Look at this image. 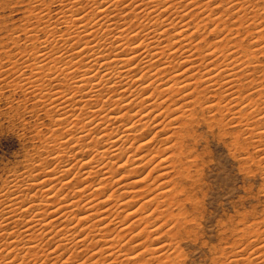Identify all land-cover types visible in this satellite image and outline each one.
<instances>
[{"label": "bare ground", "instance_id": "obj_1", "mask_svg": "<svg viewBox=\"0 0 264 264\" xmlns=\"http://www.w3.org/2000/svg\"><path fill=\"white\" fill-rule=\"evenodd\" d=\"M214 1L32 0L42 7L33 18L44 24L42 42L51 47L45 46L40 53L22 48L19 55L27 57L26 65L16 59L7 66L0 62V100L8 85L7 75L19 73L23 91L35 93L34 104L50 113L54 125L69 128L64 133L61 128L62 133L52 130V143L43 144L41 153L37 150L40 160H33L24 174L12 175L1 186L0 264H17L26 255L34 261L51 259V264L66 256L62 264H74L72 259L80 253L85 256L76 264H170L178 256L171 240L193 230L187 200L201 181V127L219 139L229 136L231 152L243 164L250 160L245 134L259 142L264 152V110L261 96L253 97L264 95L263 87L257 88L262 76L256 80L253 75L264 68L258 56L264 54V5L260 3L264 0ZM56 2L63 11L61 19L56 16L69 29L61 35L48 21L53 11L49 5ZM69 5L71 13L67 14L63 9ZM45 10L48 16L43 15ZM111 11L123 14L125 22L115 21ZM234 13L239 18L228 24L226 17ZM203 28L207 33L210 28L237 37L232 41L227 34L223 42L210 43L215 39L209 38V42H197ZM26 32L27 40L39 42ZM13 42L17 45L18 39ZM238 88L257 93L246 97ZM233 107L237 108L232 112V129H227L225 115ZM57 109L63 113L60 118L51 114ZM251 109L255 115L246 111ZM251 119L260 123L259 129ZM150 163L154 167L146 171ZM153 170L155 176H151ZM94 176L98 182L92 180ZM112 184L122 189L96 195ZM179 187L183 190L178 191ZM137 200L136 206L122 214L123 207ZM129 216L132 219L125 222ZM165 225L169 226L164 232ZM134 226L126 238L123 233ZM260 226L264 228V219L247 229L249 237L243 235L240 245L221 250L230 258L226 264H264V229ZM43 243L48 247L46 253Z\"/></svg>", "mask_w": 264, "mask_h": 264}, {"label": "rangeland", "instance_id": "obj_2", "mask_svg": "<svg viewBox=\"0 0 264 264\" xmlns=\"http://www.w3.org/2000/svg\"><path fill=\"white\" fill-rule=\"evenodd\" d=\"M218 1H220V0H216V1H214V3L217 2V4H218L219 3ZM228 1L229 0H227L226 2H228ZM260 3H262L261 5H264V1H261ZM58 5L60 6V4H58L57 2L56 3H50V5H49L50 10L49 11H51V9L53 11L51 12V14L49 16L47 15L49 13L48 10H45V12L42 11L41 13L43 14V12H44L43 15L46 14L48 16V18H50V19H48L49 23L52 24L50 26L51 27L54 26L53 28L58 31L57 35H59V34L61 35L62 33L65 34L66 30H69V29H68V26L66 25V23H64L62 20H60L62 14H63V11L60 10L61 7L59 9ZM70 5L66 6L63 9L66 11L67 14L71 13L69 8L72 6H70ZM79 5L81 6V4H79ZM225 5H227V4H225ZM37 6L39 7V4L32 2V0H27V1L26 0H0V58H1L0 62L3 64H6V66H7L8 62L13 61L14 59H16V61L18 63L20 62L19 64L22 63L21 66L27 64V63H25L27 61V59H26L27 57L26 56L22 57L21 55H19L22 48L23 49L26 48L25 50H29V51H35V50L39 49V53H40L41 51H44L43 49L45 48V46L48 47V50L51 47V46L49 47V44L47 46L46 43L42 42L45 39V35H46V29L44 30V28H45L44 24L39 25L38 22L36 21V19L33 18L36 13L38 14L40 9L42 10V7H40V9H39ZM43 7H44V5H43ZM87 8H89V7H87ZM131 9L132 8H130L129 10H131ZM88 10L89 9H87V12H88ZM56 12H58V13H56ZM261 12L264 14L263 11H261ZM234 14L230 19L228 17H226L229 20L228 24H232L233 22H235L239 18V17H237L236 14L235 15ZM51 15H52V17H51ZM56 15H58V18H60V19H58ZM109 15L112 16L113 18L116 17V19H114L115 21H117L118 19L122 21V19H123L121 17L123 14L120 15V13H118V11H111V13ZM28 16L30 18L32 17L31 20ZM234 17H236V19ZM188 19H190V18H188ZM119 20H118V22L121 23ZM245 20L248 21V18H245ZM56 21H62V22H59L60 23L59 24ZM55 22H56V24H55ZM124 22L125 21L123 20L121 24H123ZM27 24H29V25H27ZM127 24L129 25V23H127ZM28 26H30V27H28ZM66 26H67V28H66ZM179 26H177L176 28H178ZM125 27H126V24H125ZM63 28L65 29L64 31H62ZM221 28H223V27H221ZM28 30H29V32H31L32 35H34L35 37H37L39 39L38 43H35V42L33 43L32 41L26 39V36L28 35L26 31H28ZM215 30H216V32H214V29L210 30V28H209L208 33H207V29L200 31L199 34H200V36L202 35V37L201 38L199 37L198 40L196 39L197 42H200V41L201 42H203V41L209 42L208 38H209V40L215 39L214 41L210 40V43L220 42V39L222 40L221 42H223V39H224L223 37L227 34L231 36L229 38H231L232 41L237 37V35L234 33L232 35V34H229L228 32H226L223 35V31H219L217 29H215ZM67 33H69V32L67 31ZM216 33L218 34L217 35L218 39L216 37ZM203 34H205V35H203ZM243 36H244L243 38L246 40L249 38L247 36V34H245ZM14 39H18L17 45L13 44ZM40 41H41V43H40ZM232 41L229 42V44L231 43L229 46H231L234 43ZM262 41L264 43V37L262 38ZM197 42L195 41V43H197ZM210 43H207V45ZM30 44H32V46ZM221 45H223V44L221 43ZM223 47H226V43H224ZM19 48H20V50H19ZM40 49H42V50H40ZM14 50H16V51H14ZM206 51H208V50H206ZM181 56H183V55L178 54V57H181ZM258 56L260 58V61L261 62L263 61V64L261 62H259V65L261 64L260 66H264V54H263V52H261ZM219 58H220V60H222V57H219ZM196 60L199 61V58H197ZM215 60L217 61L218 58ZM198 61H196L197 64L200 63V61H199V63H198ZM6 66L4 65V68ZM25 68H27V67H24V69ZM25 70H27V72H29L28 68ZM262 70H257V72L253 75L255 76L256 80L261 78V76H262V80L261 79L258 80L259 85L260 84L261 85H260V87L258 85L257 88L263 87L262 89H264V79H263L264 68ZM259 71H261L262 73ZM12 75H14V76H12ZM18 75H19V73L11 74L12 77L10 75H7V77H8L7 80L8 79L9 80L6 81V84H8L7 85L8 87L6 86V88H4V97H2V99L0 100V188H1V186L3 187L4 185H6V182L12 178V175L22 174V173L24 174V172L26 170V166L30 162H33V160H35L36 162L38 161V159L40 160L41 154L37 153V150L41 149V150H39L40 153H41V151H44L45 148L42 147L43 144L45 146V145H50L52 143L51 139H49L52 135L51 134L52 130L55 129L58 132L59 131L58 129H60L61 127L64 126V125H60V124H59V126H58V124L54 125L52 122V119L50 118L51 117L50 113H48L46 109H42V107L40 108V106H37L34 104V100L32 99V97H35V93L34 92L28 93L25 90V88L23 91V88L20 87V85L23 84V82L20 78H18L19 77ZM14 79H15L16 83L13 81ZM20 80L22 83H20ZM17 82L19 85L17 84ZM4 83L5 82H3L2 84H4ZM13 83H15V85L17 84L16 86H19L20 89L16 86L14 87ZM9 84H10V87H9ZM262 84H263V86H262ZM238 90H240L239 91L240 93L243 92L242 95L245 93L243 96H246V97L247 96L252 97L251 96L252 94L255 95L257 93V92L253 93V92H255L254 89L253 90L251 89V91H248V92L246 90H242V88H238ZM45 91L47 92L45 94L49 93V90H45ZM244 91H246V92H244ZM249 94H251V95H249ZM10 96H13V97H10ZM25 96H26V98H24ZM255 96H253V97L259 98L261 96L262 99L264 98L263 94L262 95H255ZM261 98L259 100L260 101L259 103H261L260 107L264 110V105H263L264 103H262ZM16 99H18V100H16ZM247 103H248V101H245L244 104H242V106L246 105ZM5 104H7V105H5ZM237 107H233L235 109L232 108L233 111L230 110L225 115L226 116L225 121L228 123L227 124L228 126H226L227 129H232L233 123H232L231 117L233 116V113L236 111ZM32 109H33V111H32ZM252 109L254 110L255 108H252ZM252 109L250 111H248V110H246V111L248 113H251V112L254 113V111L257 112L256 109L254 111ZM38 110H41V111H38ZM52 112H54V113H51V114H54V115L56 114L55 117L58 115L56 118H58V117L60 118V115L63 114L62 111H58V109H57V111L55 110ZM230 114H232V115H230ZM255 114L256 113H254L253 115H255ZM245 117L250 118V116L248 114ZM257 118L258 117H256V119ZM255 122L256 121L254 119H251L252 125L257 126L256 129H259L258 126L260 123H258V122L255 123ZM251 123H250V125H251ZM51 125H53V126H51ZM252 125L250 127H253ZM65 127H66V130H68L69 127L67 125ZM61 129L63 130V133L66 132L65 129H63V128H61ZM61 129H60V131H61ZM201 130L204 132V136L202 138H200V145L198 147L201 154H203L202 155L203 160L200 161L201 168L203 167L202 171H201L202 173L200 176L201 181H200V184H198L197 186H195L191 190V192L194 193L195 195L192 197V199L187 200V205L190 207V215L189 216L192 219L191 223L193 224V230L188 235L175 237L178 240H171V239H175V238L170 237L171 242L176 245V247L178 248V252L182 255V256H180V254L175 250L176 255H178V256L176 258L173 257L170 264H177L178 262H179L178 264H216L219 261L220 262L218 264H222V262L224 260L225 261L223 262V264H226L227 261L230 260V258L228 259L227 256L225 257V255L222 254L221 250H223V249L224 250H227V249L231 250V248L233 246L235 247V245H240L241 242L243 241V238L245 235H246L245 237H247V238L249 237L248 234H246L247 229H249L250 227H253L255 225V223L257 224L261 220L264 219V165H263L264 160H262V159H264V152L262 153V151L259 150V148H260L259 142L255 138V140L258 142V143H256L254 141V138L250 137L249 133L244 135L245 137H247V138L249 137L252 139L248 138L247 144H246V147L248 145L247 152H249V154H247V156L250 157L249 159L251 161L248 160L249 162L243 164V163H241L240 157L238 156V158H236V156L232 153L233 151L231 152L229 143H227L230 140L229 136L219 139V137H217L216 135H212L209 132L208 128L201 127ZM60 133H62V132H60ZM47 141L50 142V144ZM254 145H255V147H254ZM243 155L244 154H242V156ZM85 156L86 155L82 156L81 158H84ZM44 157H45V155H44ZM243 157H245V155ZM71 159L74 161H77L78 158H76V157L74 158V156H73V157H71ZM260 160H261V162H260ZM151 164L153 165V163H150V165L147 166L146 171H149L148 168L152 169L154 167V166L152 167ZM255 165H256V167H255ZM241 168H244V169H241ZM76 169H77V167L75 168V170L67 173L65 175V178H67L68 176L73 174L76 171ZM248 170H249V172H248ZM155 174H157V171L153 170L151 176H153V175L155 176ZM79 175H81V173ZM150 179H152V177H150ZM80 180H82V179H79L78 181H80ZM92 180H95L96 182L99 181L98 178H96V176H94V178ZM92 189H93V187H91L89 190H92ZM114 189L117 190V189H122V188L117 187V184H112V185H109L104 190L103 193H102V191H99V192H97L96 195L106 194V196H107V194L110 193ZM178 189H179L178 191L183 190L180 187ZM66 190L67 189H64L63 192H66ZM119 193L120 192H118V194ZM127 195H128V193H125L122 197H126ZM118 199H117L118 201L116 200L117 202L122 200L121 197ZM116 201H115V199H113V202H116ZM139 202L140 201L137 200L136 202H132L131 205L123 207L124 211L122 212V214H124L125 212H127V210H130L131 208L136 206ZM193 204H196L195 208L192 207ZM81 210L84 211L85 209H81ZM175 211L178 212V208H175ZM259 217H260V219H258ZM256 218H257V220H256ZM131 219H132V216L126 217L125 222H128ZM154 219H156V217L153 218L152 220H154ZM158 223H160V222H158ZM169 225H165L162 230L164 231V229ZM170 226H173V224L171 223ZM135 228H136V226H134L132 229H129L123 233V234H125L126 238H129L131 236L130 232L135 230ZM170 228L172 229L173 227H170ZM260 228L262 229V226H260ZM145 235H146V233H144L141 237H143ZM174 241L178 242V244L175 243ZM230 242H232V244H229ZM44 244L45 243H43V245ZM51 244L54 245V243H51ZM223 244H225V245H223ZM179 247H180V249H179ZM46 248H48V247L45 246L44 249H46ZM48 250H51V249H48ZM46 251H47V249L45 250V253H46ZM43 253H44V251H43ZM43 253H41V254H43ZM24 254L25 253L23 252V253H21L20 256L22 257V256H24ZM84 254L85 253H80V255L78 257L72 259V260H76L74 262V264H76L78 258L85 256ZM28 256H30V255H28ZM28 256L26 255V257L19 259V263L17 260V264H29L30 262L32 264H34L36 260L34 261L32 256H30V258H28ZM173 256H175V255H173ZM178 257H180L179 260H177ZM65 258H66V256L60 257L56 261V263L53 261V264L54 263L55 264H62L65 261ZM182 258H184V259H182ZM222 258H223V261H222ZM30 259H32L33 261L32 260L30 261ZM41 260H42V257H41V259L39 258L35 264H42V263L45 264L48 261H49V264L52 263V262H50L51 259L45 261L44 257H43L42 261H45V262H42V263L39 262ZM214 260H215V262H214ZM27 262H29V263H27ZM91 262L92 261H89V263H91ZM65 264H68V263H65Z\"/></svg>", "mask_w": 264, "mask_h": 264}]
</instances>
